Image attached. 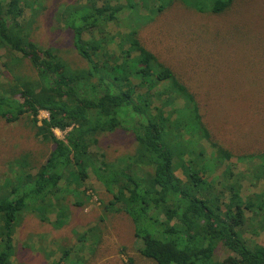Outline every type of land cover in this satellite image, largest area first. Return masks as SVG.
Returning a JSON list of instances; mask_svg holds the SVG:
<instances>
[{
	"label": "trees",
	"instance_id": "16d2710c",
	"mask_svg": "<svg viewBox=\"0 0 264 264\" xmlns=\"http://www.w3.org/2000/svg\"><path fill=\"white\" fill-rule=\"evenodd\" d=\"M31 1L36 4L30 17ZM98 1L84 0L75 12L65 5L55 14L71 31L73 48L85 64L72 68L55 48H43L32 37L42 0H0V73L3 67L14 83L0 89V118L13 123L27 115L36 126L43 111L48 118L37 136L54 144L34 175L24 173L0 195V264H11L13 227L28 207L46 197L81 193L73 185L60 186L71 171L79 183L91 180L110 195L111 201L100 200L106 211L131 217L144 258L158 264H264V245L242 234L246 212L252 218L264 212V154L238 156L243 171L229 164L214 176L216 165L233 156L213 137L184 79L143 47L139 29L128 19L120 21L121 32L109 28L124 9L136 13L141 2L102 0L99 7ZM158 1L155 14L165 10ZM230 1L215 0L208 13H218ZM55 129L65 136L57 139ZM118 129L131 133L136 143L122 165L98 152L99 136ZM199 140L213 157L204 156ZM178 169L184 180L175 175ZM217 246L232 255L214 261Z\"/></svg>",
	"mask_w": 264,
	"mask_h": 264
},
{
	"label": "rangeland",
	"instance_id": "374dc122",
	"mask_svg": "<svg viewBox=\"0 0 264 264\" xmlns=\"http://www.w3.org/2000/svg\"><path fill=\"white\" fill-rule=\"evenodd\" d=\"M27 1L23 0L25 4ZM42 1L43 9L31 25L33 39L43 48H55L72 68L85 66L73 48L71 31L64 29L61 17L55 18L65 5L66 10H80L77 5H83L84 0ZM111 1L114 5L126 4L125 0ZM139 1L136 13L124 9L117 21L109 24L110 30L114 34L123 31L120 21L128 19L139 29L143 47L184 79L203 108L213 137L233 156L218 163L213 175H220L229 164L243 171L244 163H237L238 156L264 154V0H231L216 14L208 13L215 0H163L165 10L159 14H155L158 0ZM102 2L99 0L97 5L101 7ZM35 4L28 2V16ZM22 62L28 72L27 61ZM0 74V89L5 86L8 90L14 85L11 74L3 67ZM47 118V113L41 111L36 126L27 115L13 123L0 118L1 196L24 173L34 175L53 150L54 144L37 136V128ZM53 134L62 139L66 131L55 129ZM133 138L121 129L102 134L98 152L106 155L107 162L121 164L122 157L135 152ZM198 145L206 158L213 157L206 142L199 140ZM175 175L184 180L181 170ZM72 185L81 192L78 196L64 194L59 200L46 197L15 220L11 264H158L139 254L142 242L134 236L131 217L104 209L100 200L112 199L100 185L91 180L79 183L71 171L60 186ZM78 199L82 205L75 204ZM251 216L246 212L243 238L263 245L264 212L258 218ZM65 251L68 255L61 259ZM229 255L228 250L217 246L213 260L221 261Z\"/></svg>",
	"mask_w": 264,
	"mask_h": 264
},
{
	"label": "clouds",
	"instance_id": "9594fccd",
	"mask_svg": "<svg viewBox=\"0 0 264 264\" xmlns=\"http://www.w3.org/2000/svg\"><path fill=\"white\" fill-rule=\"evenodd\" d=\"M254 243V242H253ZM264 245V244H263Z\"/></svg>",
	"mask_w": 264,
	"mask_h": 264
}]
</instances>
